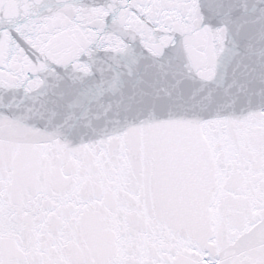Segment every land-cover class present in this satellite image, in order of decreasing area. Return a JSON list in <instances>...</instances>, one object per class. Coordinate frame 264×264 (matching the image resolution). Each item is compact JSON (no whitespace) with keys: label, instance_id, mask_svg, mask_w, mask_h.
Wrapping results in <instances>:
<instances>
[{"label":"snow or ice","instance_id":"6c2138e0","mask_svg":"<svg viewBox=\"0 0 264 264\" xmlns=\"http://www.w3.org/2000/svg\"><path fill=\"white\" fill-rule=\"evenodd\" d=\"M0 264H264V0H0Z\"/></svg>","mask_w":264,"mask_h":264}]
</instances>
